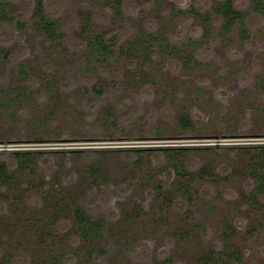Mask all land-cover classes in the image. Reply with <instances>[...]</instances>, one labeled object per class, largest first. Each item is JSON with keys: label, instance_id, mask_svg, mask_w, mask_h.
I'll use <instances>...</instances> for the list:
<instances>
[{"label": "rangeland", "instance_id": "1", "mask_svg": "<svg viewBox=\"0 0 264 264\" xmlns=\"http://www.w3.org/2000/svg\"><path fill=\"white\" fill-rule=\"evenodd\" d=\"M222 1L125 0L119 16L103 0H44L62 31L50 38L35 0H0V151L44 152L23 171L0 154L17 186L0 195V264H200L225 222L230 264H264V16L233 0L249 11L243 39L223 30ZM96 33L116 36L119 61L89 53ZM76 206L102 223L92 242Z\"/></svg>", "mask_w": 264, "mask_h": 264}, {"label": "trees", "instance_id": "2", "mask_svg": "<svg viewBox=\"0 0 264 264\" xmlns=\"http://www.w3.org/2000/svg\"><path fill=\"white\" fill-rule=\"evenodd\" d=\"M3 1V0H2ZM106 4L114 8L116 14L119 16L123 13V5L125 0H103ZM0 2V6H1ZM252 11L260 12L264 16V0H254ZM11 5V4H10ZM216 12L222 16L224 19V23L222 25L223 30L231 31L234 29L235 25L239 30V33L243 39H247L250 37V32L246 27V16L249 14V11H242L236 8L233 5L232 0H225L218 4L216 7ZM178 12L177 10H175ZM188 11L194 14H202L197 8H190ZM10 12L16 13L14 7L10 6ZM6 13L5 7H0V22L1 19L4 18ZM35 24L42 30V33L50 38L57 37L62 33L59 29L58 20L53 18L46 10L44 0H35ZM10 21L15 23L20 29H25L28 25L27 21L20 19L19 17L11 16ZM88 22L91 21L90 17L86 18ZM150 37L159 38L158 34L150 33ZM191 43L197 42L196 38H191L189 40ZM117 39L115 35L111 37H105L100 33H96L92 36L91 40L88 43L89 53L91 52L94 57L102 59L105 63L111 64L116 63L120 60V57L123 55L124 50L119 49L116 51ZM132 48V47H131ZM8 51L5 53L7 57H9ZM24 68V67H23ZM95 91L101 93V89L94 88ZM181 126L184 129H194L196 124L192 120L189 114L183 113L180 118ZM161 149H169L166 147H162ZM142 148H139L137 152H142ZM7 152L13 153L17 159V169L16 171H23L25 168L30 166L35 160H37L44 152L43 151H0V154H5ZM174 158V157H173ZM174 168L180 172L181 174H188L191 178L195 176L194 173L188 171L182 162L178 160L173 163ZM9 164L3 162L0 166V195H3V190L10 186L14 191L17 186L14 184V171L9 169ZM95 169V168H94ZM96 170V169H95ZM202 176V174H200ZM258 184L256 185V191L254 194V201L258 202V194H264V175L257 174ZM160 192H162L161 185H158ZM72 201H75V198H69ZM191 199V196H189ZM73 216L76 219V222L79 226L81 234L87 239L89 242L93 241L94 236H98L102 229V223L99 220L93 219L84 208L81 206H76L73 210ZM224 233V246L221 250H210L200 261V264H230L232 259L240 260L239 250L236 249V245L234 244L233 238L236 234V228L231 223L225 222ZM93 246V245H92ZM104 251V249H101ZM90 253L94 252V247H90ZM59 256L56 255L53 259L47 264H61L58 261ZM155 264H175V259L172 256L166 257L163 260L155 261Z\"/></svg>", "mask_w": 264, "mask_h": 264}, {"label": "flooded vegetation", "instance_id": "3", "mask_svg": "<svg viewBox=\"0 0 264 264\" xmlns=\"http://www.w3.org/2000/svg\"><path fill=\"white\" fill-rule=\"evenodd\" d=\"M232 2H233V0H232ZM233 5H234V2H233ZM234 6H235V5H234ZM235 7H236V6H235ZM236 8H237V7H236ZM242 11H243V10H242ZM217 15L220 16V17L222 18V16H221L220 14L217 13ZM222 20H223V18H222ZM222 25H223V24H222ZM196 39H197V38H196Z\"/></svg>", "mask_w": 264, "mask_h": 264}]
</instances>
